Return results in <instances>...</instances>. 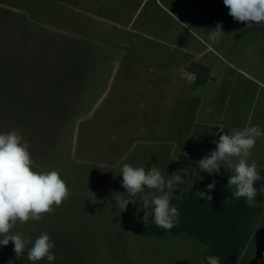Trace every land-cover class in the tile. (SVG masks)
I'll return each instance as SVG.
<instances>
[{"label": "rangeland", "instance_id": "1", "mask_svg": "<svg viewBox=\"0 0 264 264\" xmlns=\"http://www.w3.org/2000/svg\"><path fill=\"white\" fill-rule=\"evenodd\" d=\"M254 125L259 170L264 27L234 20L223 0H0V133L17 130L34 170H56L69 189L25 223L33 243L42 232L54 241L51 264H204L205 247L185 235H137L159 193L146 188L122 212L120 166L156 165L165 178L186 168L176 205L205 179L196 162L212 141ZM31 247L17 258L1 246L0 264H50L29 261ZM252 249L249 264H264V220Z\"/></svg>", "mask_w": 264, "mask_h": 264}, {"label": "clouds", "instance_id": "2", "mask_svg": "<svg viewBox=\"0 0 264 264\" xmlns=\"http://www.w3.org/2000/svg\"><path fill=\"white\" fill-rule=\"evenodd\" d=\"M223 3L229 9V15L236 21L246 23L248 29L264 27V0H223ZM223 35V25L219 22L215 29L208 31V38L214 43H219ZM261 135V129L255 125L232 129L230 134L223 133L218 140L212 141L216 145L215 149L196 162L199 171L210 176L219 174L221 165L230 169L233 174L228 178L227 187L234 189L232 199L246 198L249 207L257 206L255 197L258 191L264 194V186L259 190L254 186L261 179L258 164L255 160L250 161L252 149ZM29 148L30 145L23 141L17 130L0 133V246L12 242L13 251L19 258L25 252L26 245L32 244L27 249L28 260L36 262L46 258L51 264L56 259L52 252L55 243L48 233H40L34 243L31 237H24L20 233L10 234L17 221L22 224L29 220L39 221L44 214L53 210L54 205L60 206L69 196V189L56 170H34ZM182 155L188 158L189 154L183 152ZM233 158H236L235 162ZM178 159L179 156L173 157L174 161ZM120 167L121 184L126 194H117L119 198L115 201L116 206L123 212L130 203L137 202L135 197L143 194L146 188L156 189L159 194L151 200L152 222L158 227L171 229L180 215L177 206L172 203L174 199H179V195L174 196L173 191L185 183L186 168L165 178L156 165L148 170L127 163ZM215 184L213 181L206 186V191H197V197L211 201L213 197L208 193L215 189ZM142 198L144 207L148 208L147 197ZM149 215L144 212L145 224ZM206 260L207 264H220L217 256H207Z\"/></svg>", "mask_w": 264, "mask_h": 264}, {"label": "trees", "instance_id": "3", "mask_svg": "<svg viewBox=\"0 0 264 264\" xmlns=\"http://www.w3.org/2000/svg\"><path fill=\"white\" fill-rule=\"evenodd\" d=\"M258 172L261 179L254 186L259 190L264 186V167ZM230 175L229 170L221 168L219 174L210 176L206 173L204 180H194L176 204L180 215L171 229L156 226L150 213L147 224L139 222L137 235L156 239L185 235L207 246L202 255L204 264L210 255L219 257L220 264H249L254 233L264 220V194L258 191L256 207H249L243 197L233 200L234 189L227 187ZM213 181L216 182L215 189L208 193L213 199H199L196 192L206 191V186ZM30 232V227L17 221L10 234L20 233L33 239Z\"/></svg>", "mask_w": 264, "mask_h": 264}]
</instances>
